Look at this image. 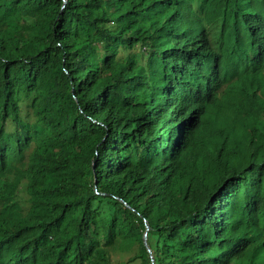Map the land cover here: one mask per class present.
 <instances>
[{
  "label": "trees",
  "instance_id": "obj_1",
  "mask_svg": "<svg viewBox=\"0 0 264 264\" xmlns=\"http://www.w3.org/2000/svg\"><path fill=\"white\" fill-rule=\"evenodd\" d=\"M66 1L0 0V264H264V0Z\"/></svg>",
  "mask_w": 264,
  "mask_h": 264
},
{
  "label": "water",
  "instance_id": "obj_2",
  "mask_svg": "<svg viewBox=\"0 0 264 264\" xmlns=\"http://www.w3.org/2000/svg\"><path fill=\"white\" fill-rule=\"evenodd\" d=\"M66 3H67V1L64 0V7H65ZM149 230H150L149 225H146V232L144 234L143 240H144V245L147 247L148 252L151 254V250L148 248V245H147V237H148ZM152 260H153V258H152Z\"/></svg>",
  "mask_w": 264,
  "mask_h": 264
},
{
  "label": "rangeland",
  "instance_id": "obj_3",
  "mask_svg": "<svg viewBox=\"0 0 264 264\" xmlns=\"http://www.w3.org/2000/svg\"><path fill=\"white\" fill-rule=\"evenodd\" d=\"M184 9H185L186 11H189L190 9H192V7H190V6H184ZM184 17H187V15L184 14ZM138 263H139V262H138Z\"/></svg>",
  "mask_w": 264,
  "mask_h": 264
},
{
  "label": "clouds",
  "instance_id": "obj_4",
  "mask_svg": "<svg viewBox=\"0 0 264 264\" xmlns=\"http://www.w3.org/2000/svg\"><path fill=\"white\" fill-rule=\"evenodd\" d=\"M146 225H148V224H146ZM146 227V226H145ZM150 228V227H149ZM153 261V260H152Z\"/></svg>",
  "mask_w": 264,
  "mask_h": 264
},
{
  "label": "bare ground",
  "instance_id": "obj_5",
  "mask_svg": "<svg viewBox=\"0 0 264 264\" xmlns=\"http://www.w3.org/2000/svg\"><path fill=\"white\" fill-rule=\"evenodd\" d=\"M255 77V76H254Z\"/></svg>",
  "mask_w": 264,
  "mask_h": 264
}]
</instances>
